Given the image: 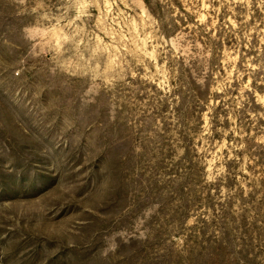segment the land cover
Here are the masks:
<instances>
[{
	"label": "rangeland",
	"instance_id": "1",
	"mask_svg": "<svg viewBox=\"0 0 264 264\" xmlns=\"http://www.w3.org/2000/svg\"><path fill=\"white\" fill-rule=\"evenodd\" d=\"M0 264H264V0H0Z\"/></svg>",
	"mask_w": 264,
	"mask_h": 264
}]
</instances>
